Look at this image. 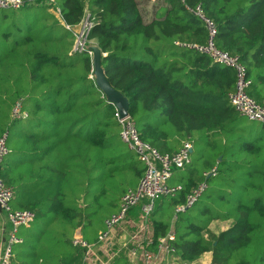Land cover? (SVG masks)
<instances>
[{"label":"trees","instance_id":"16d2710c","mask_svg":"<svg viewBox=\"0 0 264 264\" xmlns=\"http://www.w3.org/2000/svg\"><path fill=\"white\" fill-rule=\"evenodd\" d=\"M56 3L58 14L40 1L0 10V137L9 133L11 150L1 177L15 190L13 207L34 210L37 217L19 233L23 242L14 246L15 263L83 264L87 249L75 244L74 234L92 222L89 208L107 200L119 177H131L134 184L107 200L117 208L97 236L86 239L83 233L94 244L123 195L144 177L145 164L120 137L115 104L96 83L93 44L102 50L107 79L130 102L141 139L161 153L178 151L187 139L206 140L209 150L195 176L186 174L182 190L152 213L148 248L158 252L161 239L174 231L169 251L175 264H196L206 252L212 253L211 264H264V124L230 104L234 70L175 44L207 41V24L188 8L200 4L217 26L215 43L239 56L252 81L249 95L264 104V0H156L149 22L139 0ZM86 10L95 24L80 51L77 26ZM19 99L26 118L13 116ZM215 166L218 175L206 178L203 172ZM203 180L208 188L201 208L192 210L200 198L176 212ZM221 220L232 222L220 233L212 231L210 225ZM140 234L134 231L131 244ZM111 264L130 262L118 257Z\"/></svg>","mask_w":264,"mask_h":264},{"label":"built area","instance_id":"2783aa9c","mask_svg":"<svg viewBox=\"0 0 264 264\" xmlns=\"http://www.w3.org/2000/svg\"><path fill=\"white\" fill-rule=\"evenodd\" d=\"M39 1L47 2L57 14L60 13L56 0H0V10L10 8L20 9ZM188 8L196 17L198 16L207 24L209 31L208 39L205 43H186L179 40L176 41L175 44L207 54L213 62L221 63L234 70L237 83L235 90L229 93L228 99H230V104L236 111L242 116L247 117L250 121H257L264 124V104L259 103L256 98H252L248 93L252 81L248 78V69L246 65L240 61L238 55H232L217 46V43H215L217 26L204 14L200 4L195 8ZM94 24L95 18H93L89 10H86L84 20L77 26L78 37L75 43L76 50L82 51L87 47L88 37ZM13 116L20 119L28 116V113L23 110L22 99L17 101L13 109ZM116 118L121 123V139L128 144L130 149H132L137 154L138 158L145 164V172L139 184L136 187L129 188L123 195L119 211L107 218L106 231L100 239L105 238L112 228L123 221L131 208L138 207L144 218H148L152 215L157 200L162 199L163 196L176 195L177 192L182 190L181 185H172L170 180L173 177L174 170L182 169L192 163L191 155L194 150L193 140L187 139L183 141L178 151L173 153H161L152 144L141 139L136 121L132 118L130 113L122 117L117 109ZM8 137V132H5L0 137V164L11 151L8 145ZM217 173L218 170L215 166L204 171L203 175L207 178L217 176ZM207 188L208 182L206 180L201 181L196 188L189 192L186 203L177 206L176 212H183L186 208L193 206L201 198ZM14 199V188L8 185L0 175V209L7 213L12 223V229L0 256V264H16L14 261V246L23 242L19 230L23 227H31L32 223L37 218L34 210L15 209L13 207ZM74 235L75 244L87 249L88 252L92 244H89L82 234H77L75 232ZM170 240H175L174 231H171L168 236L161 239L159 250L171 253L172 251H169Z\"/></svg>","mask_w":264,"mask_h":264},{"label":"crops","instance_id":"0c3cea01","mask_svg":"<svg viewBox=\"0 0 264 264\" xmlns=\"http://www.w3.org/2000/svg\"><path fill=\"white\" fill-rule=\"evenodd\" d=\"M13 145L14 141L11 143V148ZM160 204L156 205L154 211L159 208ZM137 215H140V217L135 219L137 218ZM231 222V220H226L225 222L223 221V223L218 224L214 221L210 228L213 231L220 233L221 230L228 228ZM11 229L12 223L10 222L7 213L0 209V256L4 250ZM135 230H140V240L136 244H131ZM21 231L22 228H20L19 233H21ZM81 234L84 237L82 231ZM153 238V214L148 218H144L139 208L134 207L127 213V217L123 221L108 232V235L105 238L100 239L98 242L91 245L89 251L86 252L87 254L84 258L83 264H111L118 257L125 258L130 264H175L176 258L171 253L167 251L163 253V251L160 250L156 252L148 248V245L153 241ZM105 240L107 241L103 242ZM170 256L172 257V261ZM211 258L212 253L206 252L201 258L195 261V263L211 264ZM154 260L155 263H153Z\"/></svg>","mask_w":264,"mask_h":264},{"label":"rangeland","instance_id":"374dc122","mask_svg":"<svg viewBox=\"0 0 264 264\" xmlns=\"http://www.w3.org/2000/svg\"><path fill=\"white\" fill-rule=\"evenodd\" d=\"M155 2L156 1H153V0H139V4H140V7H141V9L143 11L144 18H145V21L146 22H149L153 18H155V14H156V10H157V6L155 5ZM21 13H24V12L22 11ZM2 14H3V12L0 11V17H1ZM205 141L206 140L200 141L199 143L194 144L195 145V148H194L191 156H192V161L195 164H192L191 166H188V167H186V168H184L182 170H177V171L174 170L173 175H172L173 177L170 180V183L172 185L179 184L180 182H182V180L184 178H186V174H190L192 176H195V174L197 173V171L194 170V169L199 170L200 167H201V162L203 161V159H207L208 158V155H209V150H208V147L206 146ZM132 184H134V182L132 181L131 177H129L128 175L119 177L116 180L115 188H113L108 193V195L106 197L107 200L112 197L113 191H116L118 188H120L123 185H124V188H125L126 186H129V185H132ZM165 197H167V196H163L162 199L157 200L156 201V205L157 204H160L164 200ZM107 200L102 199V202H101L100 205L95 206V207L91 206L89 208V212L92 215V222L89 223V224H87L88 226H86L85 229H84V231H83V233L86 236V239H91V238L93 239L94 237H96L97 236V232L99 230H101L103 228V226H104L103 225V219L105 217H107V214H109L110 212L116 210L117 206L116 205L109 204L107 202ZM204 200H205V197H202L201 198V201L198 202L197 205L192 210L201 208L202 204H204ZM176 219H177V217H175V219L172 221L173 222L172 223V226H173V229L174 230H175V227L174 226L176 225ZM215 222H217L218 224L223 223L222 220L221 221H215ZM37 229L38 228H36L35 226H33V230L36 231ZM38 230H40V229H38ZM217 230H220V229H217ZM171 261H172V257H171Z\"/></svg>","mask_w":264,"mask_h":264},{"label":"water","instance_id":"95a60500","mask_svg":"<svg viewBox=\"0 0 264 264\" xmlns=\"http://www.w3.org/2000/svg\"><path fill=\"white\" fill-rule=\"evenodd\" d=\"M90 49L93 54V64H94V74L96 78V83L100 89L106 94L108 101L115 104L120 115L124 117L129 114L130 102L119 90L113 87L106 77L105 69L101 64L102 61V50L97 45H91ZM2 165L0 164V175H1ZM77 234H81V230L76 231Z\"/></svg>","mask_w":264,"mask_h":264}]
</instances>
